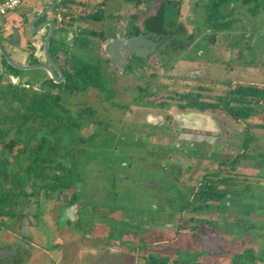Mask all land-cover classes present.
<instances>
[{
	"label": "flooded vegetation",
	"instance_id": "flooded-vegetation-1",
	"mask_svg": "<svg viewBox=\"0 0 264 264\" xmlns=\"http://www.w3.org/2000/svg\"><path fill=\"white\" fill-rule=\"evenodd\" d=\"M153 3V0H126V5L139 6L144 10L122 20L118 15L121 9L112 12L114 9L111 7L108 14H103L104 7L100 3L84 1L79 17L100 23V27L91 30L83 26L85 21H81L77 32L71 30L68 43L74 47L73 57L70 51L59 45L63 37L55 35L60 24L55 17H50L55 24L50 53L62 74L55 67V74L43 69L46 76L39 79L41 85H34V76H17L18 69L8 71L4 63L7 61L0 52V67L9 77L6 83H2L13 86L17 93L21 88L26 92L22 97L17 94L15 100L9 103L15 104L19 116H22L18 124L25 122L27 126L20 135L10 132L0 142V218L5 215L15 217L14 223L6 226V233L0 236V264H26L33 256V248L49 253L40 243L37 215L31 213L32 206L43 200L54 201L52 213L56 216L58 231L55 235L56 247L78 242L81 245L80 253L85 244L100 246L104 251L95 255L103 263L175 264L173 262L177 255L188 249L199 254L196 264H207L203 262L214 261L216 257L204 249L200 233L205 232L212 236L210 239L213 243L217 242L221 247H227V242L222 241L235 236L238 244L229 254L231 264L264 263V253L261 260L255 252L257 236L263 231L260 230L261 221L264 223L263 209L259 206L264 202V151L259 150L263 147L264 138V78L257 74L263 65H249L251 56L244 55L241 47L244 40H234L232 32L238 29L235 22L239 19H214L209 17L208 9V27L202 32L197 29L198 19L181 15L179 1H155L157 6L150 12ZM168 5L175 16L168 14ZM69 11L61 24L64 25L67 20L70 26L73 11L70 8ZM140 13L146 16L141 17ZM18 17L12 28L18 27L24 36L16 50L22 55V60L17 62L23 65L49 64L45 40L51 27L46 25L40 29L46 20L39 21L36 13H18ZM228 21L229 26H225ZM84 30L87 31V40L82 38ZM41 33L43 36L40 40ZM92 35L102 41V55L113 64L115 74L111 77L106 67L107 60L96 55L97 60L90 64L100 67L96 68L100 82L87 86L80 71L85 73L88 64L74 62L75 40H83V46L77 47L83 51V48L91 47ZM199 36H206V50L194 49ZM54 38L58 43L53 54ZM221 42L223 44L219 46ZM107 44L119 63L106 54L104 47ZM217 45L222 48H216L213 52L212 48ZM219 49L224 52L222 55L218 53ZM191 51L196 54L189 55ZM215 55H219L220 59ZM191 56H196V59L191 61ZM213 60L217 63H213ZM176 64L179 72L174 69ZM247 72L250 73L248 78L245 76ZM169 78H173L172 81H167ZM91 89L96 90L100 96L97 99H101L94 105L87 103L85 97ZM43 94L51 97L46 115L39 114L38 109ZM0 99L1 107L6 105V109L0 111L2 116L9 112L10 104L6 103L5 98ZM75 103H80L77 109L68 106ZM105 103L115 108L113 116L104 108L97 110ZM135 111L140 112L138 119L130 116ZM249 120H255V123L248 124ZM115 121L120 125L119 133L122 130L130 133L128 137L123 134L121 140L124 142L126 138H131L127 146L125 143L116 146L117 150L128 151L131 160L105 166V161L99 158V145L95 146L96 135L105 134V140L108 136H111L108 137L111 140ZM230 122L241 124L240 131L228 127ZM92 125H95L94 129ZM253 142L257 148L255 155L249 153ZM87 153L90 155H85ZM30 154L47 158L43 164L45 175L25 183L27 173L24 168ZM86 157L95 160L82 161ZM250 157L255 174L241 173L244 159ZM10 162H16L15 172L5 166ZM96 163L98 165L95 167ZM118 165L140 169L143 176L138 179L143 182L145 191L141 195L135 192L131 195L133 201L127 203L126 211L111 203L108 192L103 196H94L97 205L89 208L94 220L91 221V230L82 231L77 222L81 207L88 199L84 195L86 178L95 176L114 183L118 179H136L135 175L118 169ZM5 170L4 176L2 171ZM245 181L263 191L261 195H253L255 207L245 211L235 206L232 212L222 209L231 207L230 197L233 194L230 191L243 187ZM44 184L47 186L43 187ZM170 184L177 185V190L188 194L181 208L174 204L181 197L173 192L171 188L174 185ZM235 196L243 197V190ZM166 200H170L169 204ZM186 214H191L189 220L192 223H184ZM169 233L173 235L169 237ZM98 240H102V243ZM248 251L254 257L249 261L242 256ZM126 258L131 260L125 261ZM72 262L78 264L76 259ZM176 264L184 263L181 260Z\"/></svg>",
	"mask_w": 264,
	"mask_h": 264
},
{
	"label": "rangeland",
	"instance_id": "rangeland-1",
	"mask_svg": "<svg viewBox=\"0 0 264 264\" xmlns=\"http://www.w3.org/2000/svg\"><path fill=\"white\" fill-rule=\"evenodd\" d=\"M91 2L92 4H97L100 3V6H103V11L101 13H106L108 14L110 12V8L112 7L114 10L113 11H122L120 12L118 15L120 16V18L123 19H128L129 17L133 16L134 13H139L138 11H142L144 10L143 8H140L139 6H135V5H126L125 1L126 0H86ZM154 3L152 4V10L150 12H152L155 8H156V4L155 1H160V0H153ZM179 1L180 5H181V15L184 17V15H188L190 17H195L196 19H198V23L199 26L197 27V29L201 30L202 32L205 31V29L208 27V23L206 21L207 19V13H208V9H209V0H176ZM228 5H223V13L224 14H229L230 17L229 18H233L234 20L239 19L238 21L235 22L236 27H238L237 30H234L232 32V34L234 35V40L240 39V40H244V42H242L241 44H243L241 47L243 49V54L244 55H248L249 57L251 56V58L248 60L250 62L249 65L252 66V64L254 65V63H259L263 65V68L261 71H259L257 74L260 75L259 77L264 78V0H248L247 2L244 3V0H231L229 1ZM28 5H44L42 3V0H26L21 6H19L16 10H13L11 12H9L5 17V19L7 20V25H8V30L10 29L11 25H13L14 23H16L19 20L18 17V11L25 6ZM259 5V6H258ZM74 6V5H73ZM84 6V5H82ZM89 6V5H87ZM128 7L126 9H124L125 7ZM143 7L145 5H142ZM258 6L259 8V13L251 10L252 8H256ZM83 7H81L80 9H82ZM83 10V9H82ZM81 10V11H82ZM94 9H92L93 11ZM87 12V10H85ZM55 12V9L52 11V13ZM74 12L75 15L78 13V11L76 12V9L74 8ZM148 12V10H147ZM209 13H211L209 11ZM141 17H145L146 15L143 13H140ZM68 14H66L65 18L67 17ZM229 18L226 17V20H228ZM83 21H85L83 19ZM242 21V22H240ZM242 25H244L245 27H242ZM61 27H59L56 31V35L55 37H63L62 40H59V45L61 44L62 49L68 50L71 52L70 56L73 57L75 54V50L74 47H70L69 43H68V38L70 37L71 34V30L73 31V33L76 31L78 26H69V22L66 20V23L60 24ZM86 28L94 30V29H98L100 27V23H93L92 21H85L84 25ZM96 28H95V27ZM256 31L257 33L252 32ZM21 31V30H20ZM86 30L83 31L82 34V38L83 40H87V35H86ZM22 35L23 32L21 31ZM253 34V35H251ZM251 35V36H250ZM24 36V35H23ZM224 38V37H223ZM91 39V38H90ZM222 39V38H221ZM253 39V40H252ZM82 39H77L75 40L76 42V46L80 47V45H82L83 42ZM92 45L89 49L87 48H83L84 50L82 51L81 49L79 50L77 47L76 49V55H75V60L74 62H79V63H87L88 65H90V63H94V60H97V57L95 58L96 55H98V57H102L103 59L107 60V65L106 67L109 69V75L111 77L114 76V68H113V64L109 63V60L106 56L102 55V51H101V44L102 41H100L98 38H96L95 36L92 35V39H91ZM201 40V41H200ZM204 40H206V36L204 38L199 36V40H198V45L194 48V49H198V48H203V49H207V45H205ZM53 42L55 44V47L52 46V53H56V49H57V39L54 38ZM25 39L23 41V45H25ZM79 45H78V44ZM223 44V42H221L219 44V46H221ZM5 48L6 50L11 53L13 59H15V61L17 60H22V55L19 54V51H15L18 50L19 47H13V45H10L8 43H5ZM83 46V45H82ZM218 45L213 47V52L214 49L216 48H220ZM240 47V48H241ZM222 48V47H221ZM220 48V49H221ZM78 49V50H77ZM92 49V50H91ZM193 49V51H194ZM219 49V54L222 55L224 52H222ZM237 50V49H236ZM82 51V52H81ZM196 52H189V55H195ZM188 55V54H187ZM217 59H220L219 55H215ZM219 56V57H218ZM247 58V57H246ZM196 56H191L190 60H195ZM243 59V58H242ZM200 60H206V58H201ZM213 63H217V61L213 60ZM8 71L11 69L14 71V69L8 65L5 61H4ZM17 69V68H15ZM174 69L176 71H180V68L178 67V65L176 64L174 66ZM219 69H222L225 71V69L219 67ZM172 70V69H171ZM175 70H173V72H175ZM221 70V72L223 73V71ZM162 72L164 71L161 70ZM251 70L249 69V72ZM247 72V74H245L246 78H248V76L250 75V73ZM5 72L2 71L0 75L4 74ZM17 76L18 74H20V78H25L26 76H34L35 80H33L32 82L34 83V85H41L42 82L39 81L40 78H44L46 76V71H44L43 69H30V70H22V69H18L16 72ZM168 74V73H167ZM173 78H169L167 79V81H172ZM183 79H186V77H183ZM0 95H1V90L6 89V93L4 98L6 99V103H9L10 100H12L11 102H13V94L12 92H10L8 90V88L10 89L9 85H6V87H4L3 83H6L7 80H9L8 75H6L3 78L0 77ZM178 80H181L180 78ZM3 82V83H2ZM131 83L134 82V80H130ZM18 95L19 96H24L26 95V92L24 89H20V91H18ZM17 97V96H16ZM86 102L89 104H96L97 102L101 101V99H97V97L100 98L99 94H97L96 90L91 89L87 92L86 94ZM97 101V102H96ZM1 99H0V111L3 112L6 109V105H4V108L1 107ZM70 108L72 109H77L80 106V103H75L74 105L69 104L68 105ZM99 108H104L106 110L109 111V114H111V116H113L116 113V110L114 107L109 106V103H105V106H98L97 110H99ZM145 110H141V112H143ZM97 112V111H96ZM138 111H135L134 113L131 112V118H135L138 119ZM107 114V113H106ZM113 114V115H112ZM152 114H156V113H152ZM110 116V115H109ZM120 116L118 117V119L120 120ZM19 120H22V116H20ZM248 124H254L255 120H249V122H247ZM228 127H231L233 129V131L235 130L236 132L240 131L242 125H238V124H234L233 122L229 123L227 125ZM92 129L95 128V125L91 126ZM255 128V127H254ZM120 129V125L118 124L117 121H115V126H114V133L111 134L113 137L111 138V140L108 139L105 140V134H100V135H96V140H95V146L98 147L100 150V156L99 158L101 159L100 161H105L104 165H111L116 164L118 162H128L131 159L128 157V151L122 149V150H117L116 146L117 144H126L128 143V141H130L131 138H126L124 142H121L122 140V136L123 134L125 136L128 137V135L130 136L129 132H126L125 130H122V132H118ZM112 131V129H110V132ZM259 131V130H258ZM261 132V131H259ZM258 133V132H257ZM259 134V133H258ZM110 141V142H109ZM262 144L263 147H260L259 150L264 151V138L262 140ZM128 144H126L127 146ZM256 143L253 142L251 144V148L249 149V153H252L253 155H255L257 153V148H256ZM248 152V151H247ZM85 155H90V153H87ZM231 155H234V153H232ZM107 158V159H106ZM90 160H95V158H83L82 161L86 162V161H90ZM99 160V159H98ZM15 163L16 162H10L8 165L5 166H9V168H11L13 170V172H15L14 170L16 169L15 167ZM98 165V163L95 164V167ZM243 166L244 168H240L241 173H248L249 175L251 174H255L256 170H253V159L250 158H246V160L244 159L243 161ZM118 169H121L124 173L127 174H132L136 176L135 180H115L116 183H114V181L111 180H101L98 179V177H88L85 179V185H86V189L84 191V195L88 198L85 204L82 205L81 207V213H80V217L78 218V222L80 226L82 227V231L87 230V232H89L91 230V221L93 220V217L90 216V210L89 208L92 207L93 205H97L94 203V196L97 195H104L108 192L109 198L111 199V203L114 204V206L118 207L120 210L126 211L129 202H132V197L131 195L135 192L139 195L142 194V191H145L143 188V182L141 180H139L138 178H142L143 175L141 174L140 169L138 168H127V167H120L119 165L117 166ZM3 175H6V170L5 172L2 171ZM148 173V172H147ZM21 175H19V178L21 179ZM2 177V176H1ZM3 178V177H2ZM105 182V183H102ZM170 185H174L172 186L171 189H174L173 192H177V194L181 197L179 198L180 201H177L174 203L176 207L181 208L182 204L184 203V201L186 200V198H188V194L187 192H182L179 190H177V188L175 186V184H170ZM168 185H166L167 187ZM165 187V188H166ZM243 190V197L241 196H235V194L237 193H241ZM146 191L148 192V190L146 189ZM110 192V193H109ZM233 196H231L230 201H231V207L228 208H222L225 209L226 211H234L236 208H240L242 210H247V209H251L252 207H255V203L252 202L255 197H253V195H261L262 194V190L260 188H258L257 186L251 184V183H244V186H240L238 188L234 189V192L230 191ZM8 199V198H7ZM3 203L2 205V209L4 208L6 201ZM170 199V198H169ZM259 199V198H258ZM11 201V199H10ZM255 201V200H254ZM53 202L54 201H46L43 200L40 203H36L32 206L31 208V213H33L34 215H37V222H36V226H37V230L40 234V243L42 242L43 244V248H46L49 250V253L47 252H43L42 250H39V248H33V250L31 251L32 253V257L29 261L26 262V264H73L72 261H74L76 259V262H78V264H108V263H103L101 260H99L95 253L97 252H103L104 249L101 248L100 246L98 247H92V245L89 246V244H85L83 246V249L80 253H78L79 251V247L81 245L78 244V242H71L68 243V246H63L61 245V247H56L57 245L55 244L56 242V237L55 235H57L58 231H57V227L55 225V218L56 216H54V213H52L53 210ZM107 202V201H106ZM166 202L169 204L170 200H166ZM173 203V201H172ZM105 205V204H104ZM163 205V203H162ZM174 206V205H173ZM259 206L262 207L263 211H262V216L264 217V202L263 203H259ZM175 207V208H176ZM104 208H107L104 206ZM174 209V207H172ZM171 208V209H172ZM39 212V215L37 214ZM89 214V215H87ZM191 216V214H186V219L183 220L184 223L186 224H190L192 223L189 220V217ZM14 218H10L9 216H4L3 218H0V236H2V234L6 233V226H9V224L14 223ZM16 220V219H15ZM249 222V221H247ZM95 223V222H94ZM264 223L263 220L261 221V229L263 230L262 232L259 233V236H257V240L256 243L258 245H256L255 252L257 254V256L260 258L263 256L262 253H264ZM205 230H207L205 228V226H202ZM169 237H171L173 234L169 233L167 234ZM93 236V235H91ZM200 237L201 239L204 241V249H207L206 251L210 252L211 255H214V257H216V260H210L208 261L211 264H231L230 260H229V254L232 253V248H234L237 244H238V240L235 238V236H233L232 238L222 241V243H226L227 247H221L219 246V244L217 242H214L210 239L212 238V236H210V234L208 235L207 232L205 233H200ZM100 239H102V237H99ZM99 242L102 243V240H98ZM181 240H179L180 242ZM220 241V243H221ZM177 242V241H176ZM175 242V243H176ZM178 242V243H179ZM189 242V241H188ZM185 243V240L183 242V244ZM176 246V245H174ZM186 246L189 248L190 246H188L186 244ZM221 250V252H217V250ZM184 253L182 254H178L177 258L174 259L175 262L173 263H177V262H181V260L183 261L184 264H196V262L199 260V254L194 252V251H189L188 249L186 251H183ZM224 253V255H223ZM216 255V256H215ZM243 259L249 261V253H244L243 255ZM111 257H115V256H111ZM263 258V257H262ZM262 258H260L262 260ZM69 259H71V261H69ZM110 259H108L107 261H109ZM131 260L129 258H126L125 261ZM142 262V261H141ZM208 262H203V263H207ZM143 263V262H142ZM264 264V263H262Z\"/></svg>",
	"mask_w": 264,
	"mask_h": 264
},
{
	"label": "trees",
	"instance_id": "trees-1",
	"mask_svg": "<svg viewBox=\"0 0 264 264\" xmlns=\"http://www.w3.org/2000/svg\"><path fill=\"white\" fill-rule=\"evenodd\" d=\"M138 2H140L141 0H136ZM231 0H209V11L211 12L209 14V17L214 18V19H219V18H229V14H224L223 13V5H225L226 3H228ZM248 0H244V3L247 2ZM62 2H65L64 0H62ZM259 6V5H258ZM258 6L256 8H252L251 10L257 12L259 11ZM168 14L169 15H176L175 13H173L172 8L170 7V5H168ZM257 10V11H256ZM70 13V11L68 12ZM95 17V16H94ZM231 20V19H230ZM230 22H225V26H229ZM7 63V62H6ZM8 64V63H7ZM10 65V64H8ZM11 66V65H10ZM13 69H15L13 66H11ZM96 68H100L98 65L96 64H90L87 66L85 73L81 72V76L84 75L83 80L85 82V84H87V86L89 84H93L95 85L96 83L100 82V77L97 75L98 72L96 70ZM2 81V80H0ZM4 85V84H3ZM4 87H6V85H4ZM10 89L8 88V90L10 92H12L13 94V101L15 100L16 96H18L17 94V89H15L13 86H10ZM6 93V89L1 90V95L0 98H4ZM40 102H39V114L41 115H46L47 111H48V103H49V99L51 98L50 95L48 94H43V96H40ZM10 104L8 106V110L9 112H5L2 114V116L0 115V142H3V139L10 133V132H14V134H21L22 130L24 128H27L25 122H22L21 124L19 123V118H20V112L17 110V106L15 104H11V103H7ZM10 108V109H9ZM31 111V108L29 109V112ZM1 114V113H0ZM248 114V113H247ZM29 115V114H28ZM9 122H14L16 124H11L8 123ZM8 123V124H7ZM12 145V144H10ZM40 159V163H38V160ZM47 160V158H41V156H33V155H29L28 156V164L27 166H25V171L27 173V176L25 179V183L28 181H31L33 178H39V177H44L45 175V168H44V162ZM47 186L46 184H44L43 187ZM52 188V187H51ZM50 190V189H49ZM48 193V189L46 190ZM249 253V260L254 258L253 255L251 254V251H248ZM157 264H161L159 262H157Z\"/></svg>",
	"mask_w": 264,
	"mask_h": 264
},
{
	"label": "water",
	"instance_id": "water-1",
	"mask_svg": "<svg viewBox=\"0 0 264 264\" xmlns=\"http://www.w3.org/2000/svg\"><path fill=\"white\" fill-rule=\"evenodd\" d=\"M46 0H42V3L45 2ZM62 0H54L51 2L43 11H41L37 15V19H42V18H48V13L51 12L59 3H61ZM31 14V13H30ZM50 19H46V23L44 26H42L40 29L44 28L46 25H49L51 27V30L46 37L45 40V53L48 57L49 64L48 63H38V64H32V65H23L21 63H18L13 59V57L7 52V50L4 47L5 43H8L10 45H13V47H19L21 45V41L23 40V35L20 31V29L16 26L12 28V25L10 29L8 30V25H7V20L6 19H0V52L7 61L8 64L13 66L14 68L17 69H25V70H30V69H45L47 71H50L52 74H55L54 72V67L57 69L58 73L62 74V70L59 68L58 64L55 62L53 59L51 53H50V41L51 38L54 34L55 31V24L53 21H49ZM40 29L36 30L39 31ZM110 45L107 44L104 49L106 51V54L109 55L112 60L115 62H118V59L114 56V54L110 51ZM16 51V50H15ZM1 74V71H0ZM6 76V74H2L3 78Z\"/></svg>",
	"mask_w": 264,
	"mask_h": 264
},
{
	"label": "crops",
	"instance_id": "crops-1",
	"mask_svg": "<svg viewBox=\"0 0 264 264\" xmlns=\"http://www.w3.org/2000/svg\"><path fill=\"white\" fill-rule=\"evenodd\" d=\"M1 1H3V0H0V2ZM53 1L54 0H46L45 2H43L44 5H28V6L22 7L18 11V13H23V14L31 13V15L36 13L38 15L41 11H43ZM64 1L65 2H62L61 1V3H59L58 5H61V4L67 5L70 8V10L73 11V12H71V23H70V26H73L74 25V28H75V26L80 27L81 26V23L83 22L82 18L79 17V16H81L80 11L83 8L82 9H80V8L82 7V3L84 1H86V0H64ZM74 8L76 9V12L78 11V13L76 15H75V12H74ZM67 14H69V13H67ZM50 17H55V12H53V13L52 12H49L48 13V18H42V19H39V21L40 20H43V19H45V20L46 19H49ZM76 32H77V29H76ZM42 33L39 34V39L40 40H41V37L43 36ZM0 71L2 72V68L1 67H0ZM0 77H2V76H0Z\"/></svg>",
	"mask_w": 264,
	"mask_h": 264
},
{
	"label": "built area",
	"instance_id": "built-area-1",
	"mask_svg": "<svg viewBox=\"0 0 264 264\" xmlns=\"http://www.w3.org/2000/svg\"><path fill=\"white\" fill-rule=\"evenodd\" d=\"M26 0H3L0 2V17L6 16L9 12L16 10L21 6ZM69 12V7L67 5H58L55 11V19L61 24L65 20L66 14Z\"/></svg>",
	"mask_w": 264,
	"mask_h": 264
}]
</instances>
